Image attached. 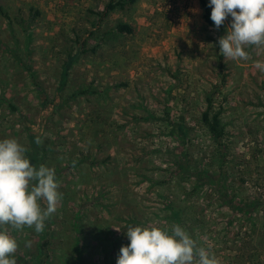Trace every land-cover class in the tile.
I'll return each instance as SVG.
<instances>
[{
  "label": "rangeland",
  "instance_id": "374dc122",
  "mask_svg": "<svg viewBox=\"0 0 264 264\" xmlns=\"http://www.w3.org/2000/svg\"><path fill=\"white\" fill-rule=\"evenodd\" d=\"M110 1L0 0V140L28 158L36 138L61 193L42 233L9 229L16 264H117L129 226L174 224L219 264H264V52L224 58L219 91L231 17L217 30L200 0L103 15ZM208 95L224 107L225 160L201 121Z\"/></svg>",
  "mask_w": 264,
  "mask_h": 264
},
{
  "label": "clouds",
  "instance_id": "9594fccd",
  "mask_svg": "<svg viewBox=\"0 0 264 264\" xmlns=\"http://www.w3.org/2000/svg\"><path fill=\"white\" fill-rule=\"evenodd\" d=\"M209 7L217 30L231 17L218 41L225 60L247 61L249 49L264 52V0H210ZM254 67L264 73V61L257 60ZM26 152L15 138L0 140V264H16L18 243L9 229L42 233L61 200L55 169L43 164L37 168ZM126 237L130 243L121 247L117 264H219L178 224L170 230L129 226Z\"/></svg>",
  "mask_w": 264,
  "mask_h": 264
},
{
  "label": "trees",
  "instance_id": "16d2710c",
  "mask_svg": "<svg viewBox=\"0 0 264 264\" xmlns=\"http://www.w3.org/2000/svg\"><path fill=\"white\" fill-rule=\"evenodd\" d=\"M135 2H136V0H111L106 5L105 12L103 13V15L111 13L117 9L124 10L128 5H132ZM200 3H201V6L204 10L205 21L210 26L215 27L214 22L211 20L212 9H211V7H209V2L207 0H200ZM0 13L2 15H4L7 19H9V15H7V13L4 11V9L2 7H0ZM222 28H223V25L220 27V29H222ZM117 30L120 33H126V34H132L134 32V29L130 25L123 24V23H120L117 26ZM73 63H74V60L71 59L68 62H66V64H65V67H64L62 75H61L60 90H63L64 86L67 83V80L69 77V71H70ZM219 67H220L221 83L219 85H217V90L220 91V90L224 89V87L226 86L227 78H228V75L225 72L224 57L222 55H220V57H219ZM60 90H59V92H60ZM206 103H207V107L201 115V121H202V124L207 129V132H208L210 138L212 139V141L215 144H217L219 151L221 153L220 155L222 156V159L224 158V160H225L227 158V156H226L227 144L225 142L226 131L222 125V114L224 111V107L223 106H217V104L215 103V99L211 95L207 96ZM180 129H181L180 130L181 133L184 134V130L182 128H180ZM33 149H34V153H29L28 159L32 162V164L34 166H36L38 168L41 161L37 158V154H36L38 152V149H39V145L37 144L36 138L33 139ZM186 170H188V169H186ZM207 175H209V174L207 173ZM208 178L210 180L209 182L216 184V185L218 184V180L215 179L214 176H209ZM254 203L256 204V202H254ZM251 206H255V205H251ZM43 246H47V243H45V245H43ZM15 257H16V255L14 254L13 258H15Z\"/></svg>",
  "mask_w": 264,
  "mask_h": 264
}]
</instances>
